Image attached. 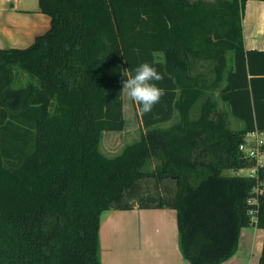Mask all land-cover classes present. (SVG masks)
Here are the masks:
<instances>
[{
    "label": "trees",
    "instance_id": "16d2710c",
    "mask_svg": "<svg viewBox=\"0 0 264 264\" xmlns=\"http://www.w3.org/2000/svg\"><path fill=\"white\" fill-rule=\"evenodd\" d=\"M246 2L39 0L49 30L0 46V264H102L111 209H175L190 264H220L243 227L264 229V166L238 174L253 165L245 135L264 131V50L245 47ZM143 62L166 94L148 114L136 105L140 138L109 156L102 137L125 128L123 82Z\"/></svg>",
    "mask_w": 264,
    "mask_h": 264
},
{
    "label": "crops",
    "instance_id": "0c3cea01",
    "mask_svg": "<svg viewBox=\"0 0 264 264\" xmlns=\"http://www.w3.org/2000/svg\"><path fill=\"white\" fill-rule=\"evenodd\" d=\"M243 26L245 47L264 50V0H247ZM50 27L51 16L40 10L39 0H0L2 48L28 47ZM134 222L139 229L132 233ZM119 227L126 231L120 240ZM100 240L102 264H190L180 249L173 208L107 210L101 217ZM263 246V228L243 227L237 252L220 264H259Z\"/></svg>",
    "mask_w": 264,
    "mask_h": 264
},
{
    "label": "rangeland",
    "instance_id": "374dc122",
    "mask_svg": "<svg viewBox=\"0 0 264 264\" xmlns=\"http://www.w3.org/2000/svg\"><path fill=\"white\" fill-rule=\"evenodd\" d=\"M17 73L21 84H25L29 80V76L27 75V73H24L23 71H18ZM124 102V113L127 121L125 128L122 131H106L102 137L101 150L109 156H115L116 154L120 153L126 144L140 138L141 135L142 123L138 114L136 104L128 98L126 93H124ZM247 173V169H241L238 172V174L242 175H246ZM131 228L132 233L136 232V230L139 229L138 223L134 222ZM155 229L156 228L154 225L150 227L151 234H155ZM118 232L119 240L121 235L124 239V234L126 231L123 228L119 227ZM121 245L122 242L120 243L119 241L118 247L121 248Z\"/></svg>",
    "mask_w": 264,
    "mask_h": 264
},
{
    "label": "clouds",
    "instance_id": "9594fccd",
    "mask_svg": "<svg viewBox=\"0 0 264 264\" xmlns=\"http://www.w3.org/2000/svg\"><path fill=\"white\" fill-rule=\"evenodd\" d=\"M126 77L122 92L139 106L141 114L150 113L166 94V90L158 87L156 83L162 81L164 76L148 62L139 64L134 72H129Z\"/></svg>",
    "mask_w": 264,
    "mask_h": 264
},
{
    "label": "built area",
    "instance_id": "2783aa9c",
    "mask_svg": "<svg viewBox=\"0 0 264 264\" xmlns=\"http://www.w3.org/2000/svg\"><path fill=\"white\" fill-rule=\"evenodd\" d=\"M240 149L253 161L251 167L243 168L248 170L246 175L259 178V169L264 166V131L259 129L249 131L245 135ZM256 191H259V187L256 188ZM249 202L253 205L249 213L256 219L260 204L258 198L254 196L249 199Z\"/></svg>",
    "mask_w": 264,
    "mask_h": 264
}]
</instances>
